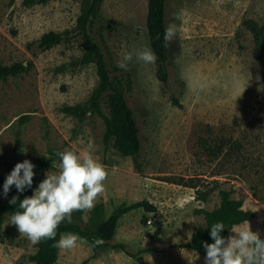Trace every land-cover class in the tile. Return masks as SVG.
<instances>
[{"label": "rangeland", "instance_id": "1", "mask_svg": "<svg viewBox=\"0 0 264 264\" xmlns=\"http://www.w3.org/2000/svg\"><path fill=\"white\" fill-rule=\"evenodd\" d=\"M147 1L103 0L91 32L108 67L130 81L125 98L141 143L133 158L103 143L101 116L78 121L61 109L85 101L97 84L94 64L80 62L81 37L46 50L27 48L44 32L73 27L80 0L30 6L0 0V63H30L0 80V200L16 163L35 165L33 194L47 172L58 171L51 150L90 151L109 170L95 204L104 217L121 202L146 199L156 206L124 214L109 244L122 243L143 264H204L203 256L178 244L204 222L197 209L218 205L220 189L256 211L232 227L249 223L264 239V89L253 36L242 25L247 18L264 24V0H166V26L175 37L167 43L165 81L157 62L117 66L125 52L151 49ZM101 108L108 114L105 101ZM93 208L82 212L83 223ZM10 216L2 224L0 264H32L36 244L20 236ZM84 241L59 248L55 264H139L123 250Z\"/></svg>", "mask_w": 264, "mask_h": 264}, {"label": "trees", "instance_id": "2", "mask_svg": "<svg viewBox=\"0 0 264 264\" xmlns=\"http://www.w3.org/2000/svg\"><path fill=\"white\" fill-rule=\"evenodd\" d=\"M52 0H22L26 6L34 4H44ZM103 0H80L79 13L73 27L62 31L49 30L40 35L36 40L27 44L30 49L36 45L39 50H46L61 42H69L75 35L81 37L83 50L80 62L83 64H94L97 76V84L93 88L89 97L79 103L65 105L61 109L63 112L74 116L78 121H84L91 115L102 117L104 124L103 143L112 145L114 149L123 156L135 158L141 147L139 128L131 108L128 106L125 93L130 89V81L123 79L108 67L101 46L92 37L91 32L96 21L101 16ZM166 0H148L146 11V30L151 50L157 57L158 76L161 80H166L165 60L167 57V43L164 40L166 26L165 18ZM242 25L251 32L254 39V48L260 65L261 79L264 89V24H259L251 18L242 20ZM30 63L22 61L10 64L0 63V80L8 76H16L27 71ZM105 101L108 107V114L102 112L101 104ZM26 118V115L21 116ZM59 150H51V159L58 158ZM5 180H3L4 182ZM32 188H26L23 193L13 187L7 193L5 199L0 200V241L2 224L8 215L18 209L17 205L10 204L13 196L18 197V201L26 196L32 195ZM230 189H220L218 191L219 203L212 209H197L203 215L204 222L198 225L191 233L189 241L178 244L188 247L203 256L205 260L206 250L204 242L212 243L210 237L211 226L215 222H223L225 228L221 235L226 236L230 227L253 218L255 210L244 209L242 202L231 197ZM141 208L145 212L156 210V206L146 199L137 200L131 203L121 202L108 216H103L102 206L93 208L86 222L82 221V212L76 211L72 214V223L63 222L58 230L55 240H44L36 244L34 253L31 256L32 264H55L58 257V247L55 243L60 236L65 233L78 234L83 240L91 242L94 248L108 245L112 249L123 250L128 256L135 258L139 264H143L135 253L125 250L122 243L109 244L113 238L119 219L126 213ZM100 238L102 244L96 245L94 241ZM83 264V263H81ZM205 264V262H204Z\"/></svg>", "mask_w": 264, "mask_h": 264}, {"label": "clouds", "instance_id": "3", "mask_svg": "<svg viewBox=\"0 0 264 264\" xmlns=\"http://www.w3.org/2000/svg\"><path fill=\"white\" fill-rule=\"evenodd\" d=\"M175 37V30L168 27L164 40L170 43ZM144 64H154L157 60L150 48L133 49L123 54L117 63L121 69L128 70L133 60ZM58 171L46 173L33 194L18 201L13 196L10 204L18 209L9 218V224L15 225L20 236L32 244L44 240H55L57 230L63 222L72 223V214L76 211H90L106 191L109 170L89 151L85 154L70 149L57 152ZM35 165L25 159L18 162L3 184V193L7 195L12 186L23 193L31 188ZM223 222L211 226L212 243L204 242L206 250L205 264H264V239L254 232L248 223L246 226L230 227L234 235L222 236ZM85 241L78 234L65 233L56 241L55 247L71 250L78 243ZM94 243L102 244L97 238Z\"/></svg>", "mask_w": 264, "mask_h": 264}]
</instances>
